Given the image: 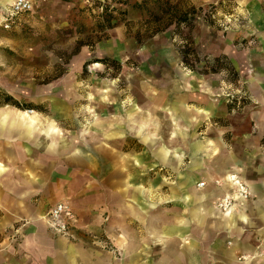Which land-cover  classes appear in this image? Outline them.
Masks as SVG:
<instances>
[{
  "label": "rangeland",
  "instance_id": "374dc122",
  "mask_svg": "<svg viewBox=\"0 0 264 264\" xmlns=\"http://www.w3.org/2000/svg\"><path fill=\"white\" fill-rule=\"evenodd\" d=\"M148 1L50 0L17 15L7 27L0 22V107L34 110L42 116L38 127L49 128V137L58 143L76 138L68 152L61 150L62 157L45 155L20 141L22 171H30L35 181L23 187L32 192L28 198L19 204L9 198L8 211L0 208L2 264H47V251L32 249L26 253L30 258L24 257L27 240L35 247L62 239L94 253L96 247L109 251L104 232H96V114L123 115L132 101L143 98L165 103L185 97L189 106L220 100L227 102L230 112L252 103L247 84L255 75L264 78V0H170L196 8L193 26L180 29L186 40L174 26L155 34L148 29L146 11L153 10ZM190 42L198 58L194 70L182 65L179 54ZM222 56L238 80L231 81L232 75L224 70L202 72L206 62L220 65L214 59ZM109 95L113 102L107 104ZM147 114L150 127L143 140L150 147L171 142L154 129L155 114ZM122 133V144L127 142L122 149L134 157L142 145L124 128ZM73 147L86 153V159L72 161ZM118 153L114 160L122 165ZM115 172L113 183L123 178ZM105 184L107 193L110 182ZM58 203L70 211V234L65 237L51 232L46 222L41 232L24 211L29 208L45 218Z\"/></svg>",
  "mask_w": 264,
  "mask_h": 264
},
{
  "label": "crops",
  "instance_id": "0c3cea01",
  "mask_svg": "<svg viewBox=\"0 0 264 264\" xmlns=\"http://www.w3.org/2000/svg\"><path fill=\"white\" fill-rule=\"evenodd\" d=\"M10 2L0 0V22ZM250 81L247 87L253 101L237 112H230L226 101L189 106L185 97L177 96L165 103L148 98L132 101L123 115L119 111L96 114V232H104L109 251L96 247L94 253L62 239L35 247L27 240L24 257L30 258L26 253L36 249L51 253L47 264H264V258L237 260L241 254H256L264 240V78L255 75ZM148 111L156 116L154 129L171 142L150 147L143 140L150 127L144 116ZM41 120L31 109L0 107L2 211L9 198L19 204L32 193L23 189L35 177L22 171L21 140L45 155L61 157L76 142L74 137L59 143L50 138L49 128L38 127ZM122 128L142 145L134 157L122 149L127 144L121 142L125 137ZM118 152L122 165L114 160ZM85 154L73 147L72 161H83ZM114 172L123 178L113 183ZM232 174L253 195L224 214L212 202L230 191L225 177ZM106 181L110 182L107 193L103 191ZM200 182L203 187H198ZM24 211L43 232L44 216L29 208ZM3 261L0 258V264Z\"/></svg>",
  "mask_w": 264,
  "mask_h": 264
},
{
  "label": "built area",
  "instance_id": "2783aa9c",
  "mask_svg": "<svg viewBox=\"0 0 264 264\" xmlns=\"http://www.w3.org/2000/svg\"><path fill=\"white\" fill-rule=\"evenodd\" d=\"M74 1V0H72ZM85 3H93L96 0H82ZM103 4L109 3L116 0H99ZM46 0H11L7 6L5 16L2 20L4 26H8V22L12 21L17 15L23 13H29L40 7ZM227 183L231 186L230 191L216 197L213 200V205L219 211L227 214L235 209L238 203L249 200L253 193L250 188L242 182L235 174L227 175L225 177ZM204 182H200L198 187H203ZM70 211L66 204L58 203L51 208L45 215V222L48 228L57 235H68L70 234L69 224ZM231 242H228V245ZM258 251L254 255L241 254L237 257L238 261H250L254 258H264V240L258 245Z\"/></svg>",
  "mask_w": 264,
  "mask_h": 264
},
{
  "label": "trees",
  "instance_id": "16d2710c",
  "mask_svg": "<svg viewBox=\"0 0 264 264\" xmlns=\"http://www.w3.org/2000/svg\"><path fill=\"white\" fill-rule=\"evenodd\" d=\"M148 3H152V11L147 10L146 14L149 18L148 29H151L153 34L162 32L169 26H174V29L178 32L176 34L183 37L180 29L182 26L188 27L189 29L193 26L195 21V7L187 8L182 7L178 2L173 3L170 0H149ZM147 4V2H146ZM146 8L145 6L143 7ZM174 30V31H175ZM141 37L138 35L136 40L139 42ZM183 39H187L183 37ZM179 54L181 56V63L184 67L194 70L196 69V64L198 63L197 54L192 48V44H183L180 48ZM215 62L220 63V65L209 64L206 62L202 68L203 73H215L225 70L232 75L231 81H236L238 79L237 73L230 66L227 58L225 56L215 58ZM224 61V62H223ZM223 62V63H222ZM222 65V66H221Z\"/></svg>",
  "mask_w": 264,
  "mask_h": 264
},
{
  "label": "bare ground",
  "instance_id": "6f19581e",
  "mask_svg": "<svg viewBox=\"0 0 264 264\" xmlns=\"http://www.w3.org/2000/svg\"><path fill=\"white\" fill-rule=\"evenodd\" d=\"M2 2V1H1ZM23 112V111H22ZM28 112V111H27ZM30 115V114H29ZM31 116V118H32V115H30ZM27 118V117H26ZM22 120H24V119H22ZM43 132V131H42ZM146 137V136H145ZM41 138V137H40ZM170 153V152H169ZM173 165V164H172ZM174 166V165H173Z\"/></svg>",
  "mask_w": 264,
  "mask_h": 264
}]
</instances>
